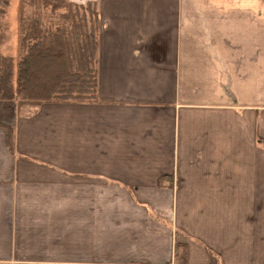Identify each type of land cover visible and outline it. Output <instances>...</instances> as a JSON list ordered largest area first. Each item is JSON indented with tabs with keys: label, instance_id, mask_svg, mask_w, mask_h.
<instances>
[{
	"label": "crops",
	"instance_id": "0c3cea01",
	"mask_svg": "<svg viewBox=\"0 0 264 264\" xmlns=\"http://www.w3.org/2000/svg\"><path fill=\"white\" fill-rule=\"evenodd\" d=\"M96 1V99L0 100V264H264V0Z\"/></svg>",
	"mask_w": 264,
	"mask_h": 264
},
{
	"label": "trees",
	"instance_id": "16d2710c",
	"mask_svg": "<svg viewBox=\"0 0 264 264\" xmlns=\"http://www.w3.org/2000/svg\"><path fill=\"white\" fill-rule=\"evenodd\" d=\"M34 1L51 7L52 15L47 19L41 16L35 25L23 29L24 52L16 63L0 55V100H13L19 107L95 100L101 27L98 1ZM6 128L7 144L14 150V128ZM166 177H161V183ZM206 249L216 257L213 250ZM174 257V264H187L186 244H176Z\"/></svg>",
	"mask_w": 264,
	"mask_h": 264
},
{
	"label": "rangeland",
	"instance_id": "374dc122",
	"mask_svg": "<svg viewBox=\"0 0 264 264\" xmlns=\"http://www.w3.org/2000/svg\"><path fill=\"white\" fill-rule=\"evenodd\" d=\"M51 10L34 0H0V55L10 57L16 63L24 52L20 40L23 29L35 25L41 16L47 19L52 15ZM13 76L15 79L14 65Z\"/></svg>",
	"mask_w": 264,
	"mask_h": 264
}]
</instances>
